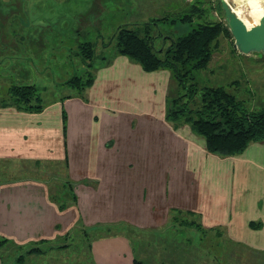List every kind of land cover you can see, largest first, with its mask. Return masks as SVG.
Masks as SVG:
<instances>
[{
  "label": "crops",
  "instance_id": "1",
  "mask_svg": "<svg viewBox=\"0 0 264 264\" xmlns=\"http://www.w3.org/2000/svg\"><path fill=\"white\" fill-rule=\"evenodd\" d=\"M106 56L80 95L38 109L0 102V240L14 250L0 264L39 245L66 256L68 238L89 230L114 234L92 237V264H158L157 248L160 264L170 248L186 264L183 237L168 240L185 228L264 250V139L210 152L190 122L168 117L170 69L145 70L114 49ZM180 215L196 225L174 230Z\"/></svg>",
  "mask_w": 264,
  "mask_h": 264
},
{
  "label": "rangeland",
  "instance_id": "2",
  "mask_svg": "<svg viewBox=\"0 0 264 264\" xmlns=\"http://www.w3.org/2000/svg\"><path fill=\"white\" fill-rule=\"evenodd\" d=\"M195 7L198 11L193 10ZM185 12L186 19L183 17ZM160 17L164 19H157ZM152 20L155 23L146 24ZM204 20L224 22L218 0H0V102L6 98L8 86L12 83H33L43 102L70 93L80 95L81 90L63 82L73 75L85 78L88 71L94 75L95 66L114 49V42L110 40L118 25L128 24L139 34H148L153 38L156 49H164L171 38L176 39ZM223 24L225 29L210 46L211 61L205 68L191 72L193 81L198 84V94L193 99L189 98L172 76L169 89L172 107L175 98L179 102L189 98L188 106L197 108L201 106L202 87L216 85H223L243 99L244 105L250 109L262 105L264 62L244 58L240 61L233 37ZM82 42L95 43L94 63L82 61L79 52ZM255 55L262 58L260 54ZM257 60L259 63L255 62ZM173 220L174 230L177 226L196 225L192 219L181 215ZM184 230L180 229L179 234L170 231L168 240L176 244L180 236L183 237L184 241L179 243L183 244L186 253H191L190 259L188 256L185 260L186 264H195V257H200V264H264V250L238 247L224 240L220 234L211 235L200 229H195L194 233ZM129 235L142 240L141 244L145 242L144 235ZM112 236L114 234L107 230L74 233L68 238L66 248L61 247L66 256L62 254L55 258L51 255L54 249L39 245L18 253L16 261L20 257L23 264H64L66 260L69 264H92V237ZM176 250H166L169 264H180L178 259L183 261ZM6 252L13 254L14 250L0 241V259ZM163 252L162 249H154L151 258L158 264L163 263ZM75 259L79 261L73 263Z\"/></svg>",
  "mask_w": 264,
  "mask_h": 264
},
{
  "label": "trees",
  "instance_id": "3",
  "mask_svg": "<svg viewBox=\"0 0 264 264\" xmlns=\"http://www.w3.org/2000/svg\"><path fill=\"white\" fill-rule=\"evenodd\" d=\"M193 10L198 11L197 7ZM183 17L187 18L186 12ZM157 19L163 20L164 17ZM152 23H155V20L146 24ZM223 23L221 20L197 22L185 34L179 35L176 39L171 38L169 45L164 49L160 47L156 49L153 38L148 34H139L128 24L118 25L110 42H114L116 52L128 55L139 62L145 70L163 67L170 69L178 85L182 86L186 95L193 99L198 94V84L193 81L194 76L191 72L207 66L211 59L210 46L225 29ZM94 46L93 42L80 43L79 52L84 63H94L96 59ZM91 80L92 74L88 71L85 78L73 75L63 83L82 91ZM202 88L201 106L191 108L188 106L191 99L179 102L178 98H175L172 101L174 107L172 104L168 106V117L183 118L190 122L192 128L204 137L207 149L218 155L237 153L251 141L264 139V101L259 108L250 109L244 105L243 99L238 98L223 85ZM2 103H12L24 109H38L43 99L38 95L33 83H12L8 86L6 98L2 99ZM19 260L13 264H23Z\"/></svg>",
  "mask_w": 264,
  "mask_h": 264
},
{
  "label": "water",
  "instance_id": "4",
  "mask_svg": "<svg viewBox=\"0 0 264 264\" xmlns=\"http://www.w3.org/2000/svg\"><path fill=\"white\" fill-rule=\"evenodd\" d=\"M219 3L236 50L243 55L256 53L264 56V25L255 24L247 28L225 0H219Z\"/></svg>",
  "mask_w": 264,
  "mask_h": 264
},
{
  "label": "bare ground",
  "instance_id": "5",
  "mask_svg": "<svg viewBox=\"0 0 264 264\" xmlns=\"http://www.w3.org/2000/svg\"><path fill=\"white\" fill-rule=\"evenodd\" d=\"M247 28L264 25V0H225Z\"/></svg>",
  "mask_w": 264,
  "mask_h": 264
}]
</instances>
